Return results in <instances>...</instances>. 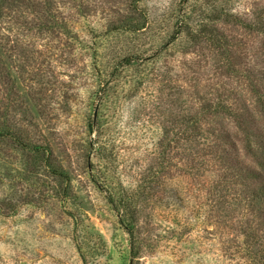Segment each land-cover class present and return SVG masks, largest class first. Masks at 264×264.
<instances>
[{"label":"rangeland","instance_id":"1","mask_svg":"<svg viewBox=\"0 0 264 264\" xmlns=\"http://www.w3.org/2000/svg\"><path fill=\"white\" fill-rule=\"evenodd\" d=\"M50 1L17 0L10 30H0V264H264V227L251 214L246 187L202 184V159L193 163L197 177L186 173L181 124L191 108H179L186 98L174 94L199 96L191 103L201 106V116L211 115L208 125L216 130L233 124L218 106L231 86L221 88L222 80L209 75L200 83L185 78L176 90L156 80L134 100L120 91L96 132L114 147L115 163L108 162L89 133L96 81L83 18L117 20L130 0H84L94 11H82L77 0ZM236 34L249 49L261 45L255 32ZM230 94L250 98L249 85ZM205 132L193 134L200 139ZM38 149L48 150L49 159ZM88 160L95 170L109 167L113 203L91 181ZM57 170L68 174V187Z\"/></svg>","mask_w":264,"mask_h":264},{"label":"trees","instance_id":"2","mask_svg":"<svg viewBox=\"0 0 264 264\" xmlns=\"http://www.w3.org/2000/svg\"><path fill=\"white\" fill-rule=\"evenodd\" d=\"M16 2L0 0V30H10L7 24ZM77 2L82 11L96 9L85 5L84 0ZM129 6L122 17L109 19L104 24L83 18L89 34L86 44L89 66L96 81L90 93L88 119L89 133H95L96 137L93 148L108 153V162L115 163L114 147L109 146L112 143L105 137L100 140L96 132H101L102 112L107 110L111 100L118 98L120 91L125 92L126 99L134 100L148 90L152 82L157 83L156 80L176 90L180 86L177 82L185 78H189V83H200L203 77L208 80L209 75L221 79V88L231 87L218 106L227 110L233 121L231 126L219 125L213 130L208 125L211 115L201 116L197 113L201 106L191 103L199 100V96L191 95L189 101L181 91L174 94L176 99L186 98V104L179 108H191L183 115L181 124L187 126L182 133L188 142L184 153L185 163L189 165L186 173L192 172L197 177L198 170L193 171L197 166L193 163L202 159L207 170L200 179L202 184L215 187L219 182L235 181L244 185L251 214L254 213V219L257 217L264 227V0H177L168 6L151 5L149 0H130ZM236 30L255 32L261 45L249 49L243 39L237 37ZM191 53L197 59L186 57ZM207 58L210 61L205 63L203 60ZM247 84L250 98L230 94L234 87ZM157 89L162 91L163 87ZM225 102L232 104L231 109ZM175 112L172 131L176 134L180 114ZM203 131L207 132L200 139L193 134L201 135ZM36 153L49 159L48 150L38 149ZM86 169L91 181L105 190L109 202L113 203L111 189L115 185L109 167L104 164L100 170H95L88 160ZM57 175L62 178L64 187H68V174L57 170ZM204 200L211 201L208 197ZM113 206L119 213L121 206ZM120 223L132 237L131 225L121 219Z\"/></svg>","mask_w":264,"mask_h":264}]
</instances>
